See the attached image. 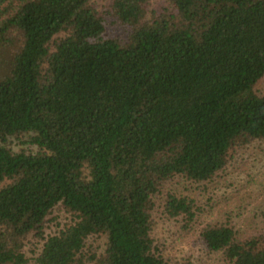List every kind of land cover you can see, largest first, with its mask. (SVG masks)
Instances as JSON below:
<instances>
[{
	"label": "trees",
	"instance_id": "obj_1",
	"mask_svg": "<svg viewBox=\"0 0 264 264\" xmlns=\"http://www.w3.org/2000/svg\"><path fill=\"white\" fill-rule=\"evenodd\" d=\"M149 5L0 0V264H170L153 213L264 264V225L200 219L264 140V0Z\"/></svg>",
	"mask_w": 264,
	"mask_h": 264
},
{
	"label": "rangeland",
	"instance_id": "obj_2",
	"mask_svg": "<svg viewBox=\"0 0 264 264\" xmlns=\"http://www.w3.org/2000/svg\"><path fill=\"white\" fill-rule=\"evenodd\" d=\"M97 1L98 4H104L107 0ZM148 1L150 8L166 2ZM109 32L119 31L117 26H113ZM254 89L257 93L264 94V75L256 81ZM8 144L14 149L26 147L25 143H20L15 138H10ZM210 187L213 192L207 206L210 208L201 215L202 221L231 222L240 235L258 232L264 225V140L239 150L224 172L209 184ZM152 217L156 218L153 232L163 242L164 253L170 264H219L217 256L214 253L207 254L191 231L172 223L165 225L164 233L161 234L159 229L164 224L163 219L157 218L156 213Z\"/></svg>",
	"mask_w": 264,
	"mask_h": 264
}]
</instances>
